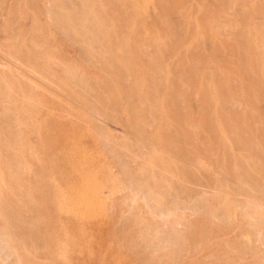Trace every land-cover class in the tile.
<instances>
[{"label": "rangeland", "instance_id": "rangeland-1", "mask_svg": "<svg viewBox=\"0 0 264 264\" xmlns=\"http://www.w3.org/2000/svg\"><path fill=\"white\" fill-rule=\"evenodd\" d=\"M0 180V264H264V0H0Z\"/></svg>", "mask_w": 264, "mask_h": 264}, {"label": "bare ground", "instance_id": "bare-ground-1", "mask_svg": "<svg viewBox=\"0 0 264 264\" xmlns=\"http://www.w3.org/2000/svg\"><path fill=\"white\" fill-rule=\"evenodd\" d=\"M47 6V5H46ZM140 12V11H139ZM140 14V13H139ZM262 68V67H261ZM67 78H68V76H67ZM76 78V77H75ZM68 79H70V78H68ZM67 80V79H66ZM76 81V80H75ZM74 82V81H73ZM140 89V88H139ZM69 108V107H68ZM68 110V109H67ZM247 111V110H246ZM85 176V175H84ZM87 179V178H86ZM1 181V180H0ZM88 183V182H87ZM94 183V182H93ZM111 184V183H110ZM5 185V184H4ZM2 186V185H1ZM101 186V185H100ZM98 188V187H97ZM111 190V189H110ZM103 192V191H102ZM104 192H106V191H104ZM113 192V191H112ZM8 193V192H7ZM109 193H110V191H109ZM106 194H108V193H106ZM92 195V194H91ZM99 195V194H98ZM104 195H105V193H104ZM68 196V195H67ZM76 197V196H75ZM86 197V196H85ZM104 197H102V199H103ZM72 199V198H71ZM86 199V198H85ZM101 200V199H100ZM99 200V201H100ZM85 201V200H84ZM96 201V200H95ZM89 202V201H88ZM79 203V202H78ZM77 203V204H78ZM97 203V202H96ZM76 204V205H77ZM89 204V203H88ZM95 204V203H94ZM96 205H98V204H96ZM71 206V205H70ZM78 206V205H77ZM79 206H81V204L79 205ZM99 206V205H98ZM90 207V206H89ZM73 208H76V207H73ZM72 208V209H73ZM91 208H93V206L91 207ZM64 209V208H63ZM83 209V208H82ZM97 210V209H96ZM61 211V210H60ZM71 211V210H70ZM66 212H67V210H66ZM68 213H70V212H68ZM75 213V212H74ZM80 213V212H79ZM228 213V212H227ZM77 214V213H76ZM81 214V213H80ZM84 214V213H83ZM229 216V215H228ZM233 217V216H232ZM227 219V218H226ZM247 236V235H246ZM245 237V236H244Z\"/></svg>", "mask_w": 264, "mask_h": 264}]
</instances>
